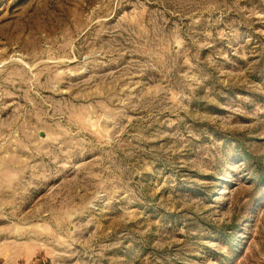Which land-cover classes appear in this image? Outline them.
Wrapping results in <instances>:
<instances>
[{"label":"rangeland","instance_id":"obj_1","mask_svg":"<svg viewBox=\"0 0 264 264\" xmlns=\"http://www.w3.org/2000/svg\"><path fill=\"white\" fill-rule=\"evenodd\" d=\"M0 264H264V0H0Z\"/></svg>","mask_w":264,"mask_h":264}]
</instances>
